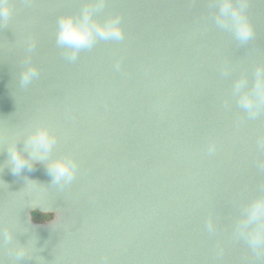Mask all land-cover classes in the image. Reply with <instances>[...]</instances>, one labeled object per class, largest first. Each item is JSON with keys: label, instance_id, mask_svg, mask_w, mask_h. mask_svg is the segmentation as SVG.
I'll list each match as a JSON object with an SVG mask.
<instances>
[{"label": "water", "instance_id": "95a60500", "mask_svg": "<svg viewBox=\"0 0 264 264\" xmlns=\"http://www.w3.org/2000/svg\"><path fill=\"white\" fill-rule=\"evenodd\" d=\"M81 4L12 0L13 17L0 26V233L29 244L18 264H264L233 230L264 194L255 164L264 159L256 149L264 112L247 119L231 91L235 76L251 84L264 64V0H247L246 44L215 26L213 0H109L96 15L118 13L124 40L100 41L68 62L56 20ZM26 61L39 77L21 87ZM225 63L228 78L219 73ZM35 123L57 136L54 154L78 161L62 191L40 163L19 175L6 164L5 147ZM0 264H11L2 239Z\"/></svg>", "mask_w": 264, "mask_h": 264}, {"label": "clouds", "instance_id": "9594fccd", "mask_svg": "<svg viewBox=\"0 0 264 264\" xmlns=\"http://www.w3.org/2000/svg\"><path fill=\"white\" fill-rule=\"evenodd\" d=\"M11 2L12 0H0V26L10 23L13 17ZM108 2L109 0H82L79 12L57 17L55 43L61 49L65 60L75 62L82 51L93 49L100 41L124 40L118 13L107 15L103 19L96 15ZM213 3L216 5L212 17L215 26L230 32L240 44L249 42L253 37V28L246 16L247 0H213ZM25 48L30 54L35 49V41L27 40ZM25 63L26 66L22 67L19 73L21 87L29 86L39 77L37 67L29 61ZM113 68L116 71L121 69L119 58L114 61ZM232 71L227 63L219 66L222 77H231ZM231 91L237 107L247 119H257L264 112V64L255 66L251 84L246 75L235 76L232 79ZM223 106L226 110L231 107L227 101ZM18 141L23 142L22 148H17ZM57 143V136L47 125L35 123L24 131L22 138L11 140L5 147L6 164L14 175H19L25 170L31 172L34 165L40 163L45 167L50 183L62 191L75 181L78 161L71 154H54ZM256 149L264 152V135L257 136ZM217 151L218 145L214 140H210L206 146L207 155L214 156ZM255 164L258 172H264V159H257ZM205 227L210 234L216 231L215 222L211 217L206 221ZM233 230L237 237L245 240L254 253H264V194H259L247 202L236 219ZM0 239L9 245L11 264H18L29 256V244L14 242L13 232L0 233ZM218 251L222 254V249Z\"/></svg>", "mask_w": 264, "mask_h": 264}, {"label": "snow or ice", "instance_id": "6c2138e0", "mask_svg": "<svg viewBox=\"0 0 264 264\" xmlns=\"http://www.w3.org/2000/svg\"><path fill=\"white\" fill-rule=\"evenodd\" d=\"M33 0H26V3H32Z\"/></svg>", "mask_w": 264, "mask_h": 264}]
</instances>
